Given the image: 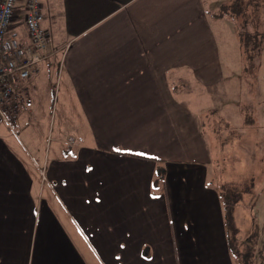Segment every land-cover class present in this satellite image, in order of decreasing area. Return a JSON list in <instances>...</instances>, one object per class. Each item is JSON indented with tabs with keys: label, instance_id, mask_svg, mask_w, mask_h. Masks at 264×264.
<instances>
[{
	"label": "crops",
	"instance_id": "obj_1",
	"mask_svg": "<svg viewBox=\"0 0 264 264\" xmlns=\"http://www.w3.org/2000/svg\"><path fill=\"white\" fill-rule=\"evenodd\" d=\"M42 10L58 53L6 112L51 75L61 131L76 135L44 148L7 143L0 125V264H239L212 174L210 111L180 96L183 81L220 74L219 10L202 0H42ZM10 35L29 42L23 14ZM238 207L246 239L253 206L251 216Z\"/></svg>",
	"mask_w": 264,
	"mask_h": 264
},
{
	"label": "rangeland",
	"instance_id": "obj_2",
	"mask_svg": "<svg viewBox=\"0 0 264 264\" xmlns=\"http://www.w3.org/2000/svg\"><path fill=\"white\" fill-rule=\"evenodd\" d=\"M202 1L213 10L211 13L220 11L226 2ZM220 20V74L207 83L183 81L180 96L192 107L210 111L203 119L210 123L205 124L210 141L218 145L220 156L212 167L218 186L228 180L253 178L252 193L245 196L238 211L247 210L251 216L253 206L252 215L259 232L258 261L254 264H264V39L261 53L244 60L237 35L238 22L228 15ZM261 24L264 34V13ZM55 87L52 76H46L38 94L23 95L15 112H8L9 121L0 122L11 137L10 141L6 139L7 143H37L45 148L48 143H54L58 135L65 141L76 135L73 131H61ZM240 158L245 162H238ZM236 224L238 226L237 220ZM237 237L239 242L245 240L240 236V228Z\"/></svg>",
	"mask_w": 264,
	"mask_h": 264
},
{
	"label": "built area",
	"instance_id": "obj_3",
	"mask_svg": "<svg viewBox=\"0 0 264 264\" xmlns=\"http://www.w3.org/2000/svg\"><path fill=\"white\" fill-rule=\"evenodd\" d=\"M19 1L0 0V122L8 120L6 105L16 86L33 77L44 60L58 53L48 49L50 36L43 25L42 0H24L22 10ZM21 14L30 39L28 43L10 35Z\"/></svg>",
	"mask_w": 264,
	"mask_h": 264
},
{
	"label": "trees",
	"instance_id": "obj_4",
	"mask_svg": "<svg viewBox=\"0 0 264 264\" xmlns=\"http://www.w3.org/2000/svg\"><path fill=\"white\" fill-rule=\"evenodd\" d=\"M264 0H226L216 16H230L238 22L237 35L244 60L256 57L261 53L264 34L261 28ZM164 169L157 170L154 181L160 186L164 181ZM254 188L253 178L230 180L220 184L219 191L225 208L228 229V244L239 264H254L258 252V228L254 224L244 241L238 239L239 227L236 224L235 209L241 206L247 194ZM260 255H262L260 253Z\"/></svg>",
	"mask_w": 264,
	"mask_h": 264
}]
</instances>
